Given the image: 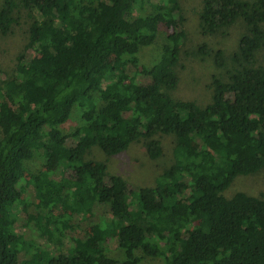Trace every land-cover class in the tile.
<instances>
[{
  "label": "trees",
  "instance_id": "obj_1",
  "mask_svg": "<svg viewBox=\"0 0 264 264\" xmlns=\"http://www.w3.org/2000/svg\"><path fill=\"white\" fill-rule=\"evenodd\" d=\"M150 1L135 21L143 0L2 1L0 36L23 15L28 27L13 74L0 81V264H264V196L225 195L237 177L264 171V0H201V36L245 26L234 66L212 77L204 105L169 93L186 41L180 1ZM154 43L158 59L141 63ZM198 53L210 50L202 43ZM214 61L225 64L220 50ZM74 108L81 122L67 134ZM162 136L173 139L171 161L150 185H129L93 156L142 143L155 160ZM37 155L42 172L29 166ZM26 175L37 184L21 221L28 240L13 227ZM78 216L96 221L123 257L74 234Z\"/></svg>",
  "mask_w": 264,
  "mask_h": 264
},
{
  "label": "rangeland",
  "instance_id": "obj_2",
  "mask_svg": "<svg viewBox=\"0 0 264 264\" xmlns=\"http://www.w3.org/2000/svg\"><path fill=\"white\" fill-rule=\"evenodd\" d=\"M3 0H0V5ZM142 1V0H141ZM143 3L136 2L132 8L131 19L137 20L139 16L145 15L151 9L150 0H143ZM185 16L184 31L186 41L182 47V56L178 66L176 67L179 84L171 92V96L176 99H186L204 105L210 92V81L213 76L226 78L228 70L232 69L234 63L230 60V56L236 50L237 42L242 33L245 31V26L241 21H237L228 28L221 29L214 34L201 36L198 30L197 12L201 7V0H179ZM53 19H56V12L49 10L47 13ZM28 20L23 15L22 18L13 26L12 32L6 36H0V81L6 75H11L14 72V56L22 51L26 42V33ZM168 31H172L168 27ZM161 43V40L158 39ZM154 43L151 46L145 47L139 53L140 62L145 65H152L159 57V45ZM204 43L206 48L210 50L209 55H201L198 53V46ZM220 50L225 64L218 67L214 61V52ZM256 64L264 66V48H261L256 53ZM79 110L74 108L69 119L62 125L65 133H70L81 122ZM172 137L162 136L161 141L164 144L163 154L155 159L148 158L145 147L142 143L132 144L125 152L116 156L107 158L102 153L96 151L93 155L96 159L104 161L107 165L109 173L121 176L129 185L140 187L152 184L154 178L160 174L162 169L169 165L171 161V142ZM72 139L68 138L71 143ZM29 166L32 170L42 172L43 159L37 155L30 162ZM25 186L22 202L16 207L15 222L13 227L19 238L30 239L31 231L26 230L22 226V219L29 212L33 211V203L35 198L33 188L37 184L26 175L23 179ZM236 191H244L252 195L264 196V171L237 177L230 187L225 191V195L230 196ZM75 222L80 228H76L75 232L84 230V234L88 238L89 246H99L104 253L109 256L121 259L122 251L117 248L116 243L108 237V233L97 226L96 221H90L86 216H78ZM50 230V229H48ZM108 237V238H107ZM140 256V253H136ZM101 262V258H97ZM139 264H163L161 257L144 256Z\"/></svg>",
  "mask_w": 264,
  "mask_h": 264
}]
</instances>
